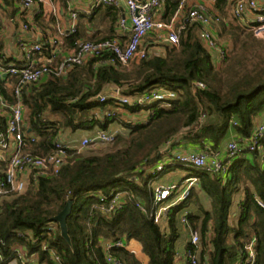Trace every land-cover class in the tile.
I'll return each instance as SVG.
<instances>
[{"label":"trees","instance_id":"16d2710c","mask_svg":"<svg viewBox=\"0 0 264 264\" xmlns=\"http://www.w3.org/2000/svg\"><path fill=\"white\" fill-rule=\"evenodd\" d=\"M0 1L3 11L17 24L18 0ZM59 1L64 5V0ZM179 1L169 0L171 14ZM93 10L102 14L103 19L97 24L103 30L86 40L113 38L118 10L110 6ZM213 11L225 19L217 26L218 37L239 46V51L228 56L218 68L200 41L199 27L191 25L181 33L177 47L149 46L145 59L135 58L126 66L103 65L98 58H92L73 68L64 78L48 77L23 92L25 122L37 137V142L29 148L33 155L48 153L59 129L71 134L93 132L106 130L109 124L117 122L120 133L112 143L114 150L101 154L70 152L57 175L40 179L36 187L28 185L22 193L2 199L0 264H8L15 258L13 249L17 245L25 247L28 258L36 255L38 264H54L43 245L59 257L61 264H106L105 243L120 239L139 242L148 264H175V244L179 238L176 216L192 203L198 212H187L186 220L200 234L199 264H238L241 239L248 233L256 240L255 264H264V140L262 155L245 151L227 156L223 161L227 166L225 175L181 163L166 167L165 170L187 168L189 177H195L197 184L186 201L170 210L164 227L155 224L152 218L155 210L152 185L160 173L153 175L151 169L162 159L159 152L166 142L194 125L202 109L205 121L199 131L173 141L171 147L189 144L204 148L209 144L216 150L231 132L249 137L264 112V54L254 51L263 43H254L257 39L234 21L226 22L225 1L217 2ZM33 21L45 31L51 28L54 19L44 22L40 4ZM82 35L86 36L77 27L75 35H67L63 40L72 46ZM6 55L0 39V60L5 64L15 62L9 56L5 58ZM16 65L19 66L17 62ZM193 82L204 83L206 89L193 93ZM111 88L118 90V97L133 98L159 88L173 93L174 98L167 101L169 107L161 102L120 105L110 93ZM3 96L7 102L13 101L8 92L4 91ZM98 96L109 97L102 103L95 100ZM106 105L117 106L131 115L144 111H152L154 115L145 124L117 120L118 114L111 119H95L93 111ZM4 125V119L0 118V132ZM132 178L134 181L129 180ZM118 190L126 192L121 209L110 215L93 209L101 204L98 192L108 195ZM239 192L243 198L232 217V197ZM133 198L141 201L144 212L135 206ZM69 200L73 201L67 218L71 245L60 236L58 225L54 231H48L56 225L51 219ZM202 200H206V206ZM109 253L124 264H139L124 249L113 248Z\"/></svg>","mask_w":264,"mask_h":264},{"label":"built area","instance_id":"2783aa9c","mask_svg":"<svg viewBox=\"0 0 264 264\" xmlns=\"http://www.w3.org/2000/svg\"><path fill=\"white\" fill-rule=\"evenodd\" d=\"M69 9V17L62 26L55 27V33L43 35V30L29 21L28 13L42 0H18L15 7L18 9L16 30L14 31V44L17 52L15 62L3 63L0 60V118L4 119V130L0 132V205L3 198L22 193L28 185L36 187L40 179L49 178L59 173L62 166L69 158V153L80 154L89 146L98 144H112L116 132L111 130H97L92 135L82 138L79 145H74L61 138V129L58 130L53 140L52 149L42 155H33L29 148L37 142V137L31 133L30 126L25 122V110L22 95L31 86L48 77L64 78L73 68L85 64L92 58H98L100 64L111 66H126L133 59H145L149 54L147 49L161 46L177 47L181 33L186 27L196 25L199 27V38L204 47L212 54L214 67L222 66L228 57V49L220 43L218 29L220 21L224 19L213 11L219 1L228 4V14L244 32L257 40H264V0H193L195 5L188 6L190 0H180L174 13L169 18H164L165 0H91L89 9L99 6H110L118 10L115 22V36L102 41H89L76 39L67 54H62V40L67 35L77 33L78 10L71 4L74 0H64ZM0 1V12H3ZM37 13V12H36ZM36 13H32L33 16ZM6 14V13H5ZM2 23L0 20V37ZM1 39V38H0ZM8 58V55L5 56ZM16 62L19 66L16 65ZM202 82L192 83V92L205 90ZM9 93L12 102L4 99L3 92ZM120 105L145 106L150 102H161L164 107H169L168 100L174 98L171 92L155 88L147 93L136 95L133 98L118 97ZM114 96V95H113ZM109 96L100 97V102H105ZM112 110H94L93 116L97 120L111 119L116 116L114 106ZM140 123H147L154 115L152 111L138 114ZM205 121V113L201 109L194 125L184 129L175 138L166 142L159 152L162 159L154 165L151 173H162L166 167L181 163L194 168H202L207 172L225 175L227 166L221 157V148L212 150L209 144L204 148L190 149L171 147L173 141L189 133L199 131ZM236 125L235 121H232ZM262 140H264V122L256 124L249 137H233L222 147L224 156H234L241 152L262 155ZM198 147V146H197ZM146 162V161H145ZM134 181V179H129ZM197 184L195 177L183 180L184 189L176 185H160L153 188V204L160 206L152 215L153 222L159 224L166 220L170 210L186 201L191 189ZM126 192L113 191L108 195L98 192L101 204L94 205L93 209L110 215L121 209ZM135 206L144 212L141 201L133 198ZM187 212L180 216V225L188 230V240L185 250L180 254L176 251V258L182 257L185 264H199L198 253L200 250V234L189 227L186 220ZM50 226L48 231H54ZM23 238V234H19ZM125 239L107 242L104 245L106 264H124L112 256L109 251L113 248L124 249L133 255L139 264L143 263L137 252L130 249ZM255 237L248 233L241 239L238 252V264H255ZM54 264H61L59 257L46 245L42 246ZM15 258L8 264H38L37 256L27 257L24 246L17 245L13 249ZM3 255L0 250V262Z\"/></svg>","mask_w":264,"mask_h":264},{"label":"crops","instance_id":"0c3cea01","mask_svg":"<svg viewBox=\"0 0 264 264\" xmlns=\"http://www.w3.org/2000/svg\"><path fill=\"white\" fill-rule=\"evenodd\" d=\"M45 2L49 3V5L51 6L52 13H51V15L48 14L47 16L43 15L44 22L50 20L51 18L54 19V21H53V24L51 25V28H45V31H43V35L55 33V27L56 26H62L64 23H66L68 20V17H69V13H70L69 9L67 8V5L65 3H64V5H62L59 0H42L41 8ZM90 2H91V0H74L71 4V7L73 9L78 10V18H77V25L78 26L77 27H78L79 31H82L86 34V36L82 35L81 39H83V40H86L87 38H89L91 36H93V37L98 36V35H100V33L103 30V26H98V24H97L101 19H103L102 14L94 12L95 10H93V9H89ZM187 5L193 6V5H195V2L193 0H190L187 2ZM37 7H38V5H36V7L34 6L32 8V10L29 11L28 17H27L29 19V21L33 20V18H34L33 14L36 13L38 10ZM169 7H170L169 0H165L164 18H169L172 16V14L170 13L171 9ZM42 13H43V11H42ZM90 19H92L93 21L88 22ZM227 19H231L230 16H228ZM0 20L2 23V29H3V31L1 32L2 35L0 38H1L3 44L6 48L7 55L9 57H11V59L13 61H15V60H17V57H18L16 49H15V44H14V31L16 30V25L3 12H0ZM224 21H225V19H224ZM40 29H42V28H40ZM71 48H72L71 45L67 44L64 40H62L61 50H62L63 55L70 52ZM112 90L114 91V89L111 88L110 92ZM113 95H114V97H116L115 93ZM103 109L112 110L115 108H114V105H106ZM116 113L119 116H120V113H124V114H126V116L129 115V117H131V118L133 116V115L127 113L126 111H124L120 108L118 110H116ZM138 119H139V115H138ZM260 122H264V112L260 114L259 119L257 121V124ZM107 129L113 130L114 126L112 124H109ZM95 131H97V130H94L93 133ZM119 131H120V129H119ZM77 132H79V131H77ZM77 132L71 134L69 132L63 131V132H61V138L67 142L72 143L73 142L72 141L73 135L76 134ZM229 136H230V138H229V140H230L233 137H237L238 135L231 132ZM85 137H87V136H84L83 138H85ZM179 147L180 148H183V147L184 148H190V149H200L199 147L189 145V144L188 145L184 144V145L179 146ZM220 148H221V150H220L221 157L223 158V160H225L226 156H224L225 154L222 150V147H220ZM236 196H237V203H238L243 198V194L239 192L236 194ZM234 215L235 214L233 213L232 217H234ZM181 232L185 234L183 241L181 243L176 242V244H175L176 251L179 252L180 254L185 250L187 240H188V235H187L188 230H186L184 227L181 226ZM125 243L127 244V246L130 249L137 252V255L139 256L140 260L143 263L148 264V258L143 254L142 247H141L139 242H137L135 240H129V241L126 240ZM176 259H177L176 264H185L182 257H179Z\"/></svg>","mask_w":264,"mask_h":264},{"label":"rangeland","instance_id":"374dc122","mask_svg":"<svg viewBox=\"0 0 264 264\" xmlns=\"http://www.w3.org/2000/svg\"><path fill=\"white\" fill-rule=\"evenodd\" d=\"M36 5H38L37 9H39V5L37 2L35 4V7ZM51 6L49 5V3L45 2L43 5H42V11H43V15L44 16H47L48 14L51 15L52 11H51ZM222 17V15H220ZM229 16V15H228ZM223 18V17H222ZM228 18V17H227ZM224 19V18H223ZM232 20L231 19H227L226 22H231ZM31 23L34 25V21L32 20ZM246 33V32H245ZM220 40V43L222 44H225L227 46V49H228V56L230 57L231 54L233 53H236L239 51V49H237L239 46L236 44V45H233V42L230 40V39H224V40ZM254 43L256 44H259V43H263L262 45H257L254 49L255 52L259 53V54H264V40H255ZM236 48V49H235ZM233 56V55H232ZM118 119L117 120H120V121H123V122H132V121H136L138 119V115L137 114H134L131 117H129V115L126 116V114L124 113H120V116L117 117ZM52 120H54V117L51 118ZM259 119V118H258ZM257 119V120H258ZM113 126H114V129L111 130V131H115L117 134L120 133L119 129H120V126H118V123L117 122H112L111 123ZM93 132L91 131H79L77 132L76 134L73 135V138H72V144L74 145H79L81 139L84 137V136H90L92 135ZM230 136L227 135V137L225 138V140L223 141L222 143V147L227 144L228 140H229ZM162 149V148H161ZM112 151L114 150V147H113V144H98V145H93V146H89L87 147L86 149H84L83 151H81L80 154H88L90 152H95L97 154H101V153H105L107 151ZM187 177H189V171L187 168H183V167H171L169 169H166L165 171H163L162 173L158 174L154 180H153V185L152 187H156V186H160V185H176L178 186V188L180 190H183L184 189V185H182V182L184 179H186ZM237 194V193H236ZM236 194L233 195L232 197V203H231V207H230V213L233 214L237 211V196ZM204 206L207 205V202L206 200H202ZM160 206L156 207L155 211L158 210ZM190 211H196V207L193 205V203L191 204V206H186V207H183L177 214L176 218H177V221L180 220V216L182 214H184L185 212H190ZM198 212V211H196ZM232 220V219H231ZM166 225V221L163 220L160 222V226L161 227H164ZM54 228L56 229L57 228V224L56 225H53ZM178 230H179V238L177 240L178 243H181L183 241V238H184V233L181 232V226L178 222ZM188 235V234H187ZM230 238H231V235L228 236L227 238V241L230 242ZM177 259H175V264L177 263L176 262Z\"/></svg>","mask_w":264,"mask_h":264},{"label":"water","instance_id":"95a60500","mask_svg":"<svg viewBox=\"0 0 264 264\" xmlns=\"http://www.w3.org/2000/svg\"><path fill=\"white\" fill-rule=\"evenodd\" d=\"M96 101L100 100V97L95 98ZM73 205V201H67L64 208L51 219V222L58 225L60 236L69 244L71 245L70 237L68 234V227H67V218L71 213V208Z\"/></svg>","mask_w":264,"mask_h":264}]
</instances>
